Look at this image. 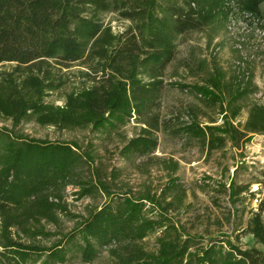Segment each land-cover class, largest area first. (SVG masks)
Here are the masks:
<instances>
[{
	"label": "trees",
	"instance_id": "obj_1",
	"mask_svg": "<svg viewBox=\"0 0 264 264\" xmlns=\"http://www.w3.org/2000/svg\"><path fill=\"white\" fill-rule=\"evenodd\" d=\"M257 1L0 0V64H14L11 71H0V117L12 124L11 129L0 128V264H64L73 248L83 264L93 262L103 249L112 264H264V198L233 242L224 233L198 246L200 238L171 217L185 196L177 179H169L157 197L115 194L96 169L89 181L77 177V169H91L93 159L75 142L39 140L14 131L31 118L40 126L90 127L92 132L114 130L134 118L143 127L120 153L126 158L150 154L160 126L155 102L164 70L175 57V37ZM110 10L132 27L120 34L104 27L100 14ZM83 58L94 62L100 74L88 87L68 93L62 105L46 102L64 84L58 70ZM184 67L191 69L187 62ZM249 86L250 81L234 87L227 100L224 93L233 86L211 65L201 85L181 88L217 106L222 122L201 126L192 120L179 133L200 141L208 152L227 142L239 148L252 135L264 134L263 105H250L244 124H234L241 110L237 102L247 96ZM67 186H76L79 198L100 190L108 201L48 246L38 244L37 238L56 235L41 222L57 224V212L66 213L61 201ZM226 189L232 203L247 190L232 181ZM154 233L155 249L147 250L143 240ZM245 234L261 249H241L239 239Z\"/></svg>",
	"mask_w": 264,
	"mask_h": 264
},
{
	"label": "rangeland",
	"instance_id": "obj_2",
	"mask_svg": "<svg viewBox=\"0 0 264 264\" xmlns=\"http://www.w3.org/2000/svg\"><path fill=\"white\" fill-rule=\"evenodd\" d=\"M100 21L114 34L123 33L133 25L112 10L101 13ZM174 47V60L164 70L162 88L155 102L154 111L160 126L155 133L157 146L150 154L126 158L120 153L127 141L143 127L134 118L121 127L102 132H92L90 127L58 130L40 126L31 118L22 121L14 131L39 140L75 142L93 159L91 169L87 165L77 169V177L89 181L96 169L100 180L115 194L149 193L157 197L169 179H177L185 196L180 208L171 213L173 221L182 225L189 235L200 238L198 246L224 233L230 234L229 239L233 242L234 236L245 228L250 213L264 198V134L252 135L239 148L227 142L222 149L208 152L200 141L179 131L192 120L201 126L221 124L219 108L206 105L181 86L201 85L211 65H215L223 72L224 83L233 86L224 93L227 100L234 87L242 88L250 81L249 93L237 102L241 110L234 124H244L250 105L264 106V0H258L256 6L252 4L219 15L200 30L177 35ZM201 60L205 61V66H200ZM186 62L191 69L184 67ZM13 66L0 64V71L9 72ZM58 74L64 81L62 88L45 97L46 102L54 105H62L68 93L88 87L91 79L100 72L94 62L83 58L59 69ZM0 128L11 129V121L0 117ZM95 179L91 178L93 182ZM231 181L247 189L235 203L229 200L226 189ZM77 191L76 186H67L62 192L61 203L66 213L57 212V224L41 222L46 231L56 235L50 239L37 238L38 244L48 246L69 232L89 210L108 201L100 190L81 198ZM261 218L264 222V213ZM157 235L151 234L143 240L147 250L155 249ZM239 245L241 249L252 246L261 249L254 244L250 234L240 237ZM64 264H83L75 248L67 254ZM90 264H112L107 249L101 250Z\"/></svg>",
	"mask_w": 264,
	"mask_h": 264
}]
</instances>
